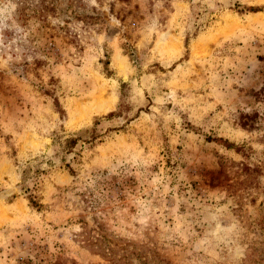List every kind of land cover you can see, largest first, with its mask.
I'll return each instance as SVG.
<instances>
[{
	"label": "rangeland",
	"instance_id": "374dc122",
	"mask_svg": "<svg viewBox=\"0 0 264 264\" xmlns=\"http://www.w3.org/2000/svg\"><path fill=\"white\" fill-rule=\"evenodd\" d=\"M0 264H264V0H0Z\"/></svg>",
	"mask_w": 264,
	"mask_h": 264
},
{
	"label": "trees",
	"instance_id": "16d2710c",
	"mask_svg": "<svg viewBox=\"0 0 264 264\" xmlns=\"http://www.w3.org/2000/svg\"><path fill=\"white\" fill-rule=\"evenodd\" d=\"M218 141H219L221 144H223L224 146H226L227 148H229V149H233V148H235V145L232 144L231 142H229L228 140H225V139H219ZM29 199H30V202H31V204H32L33 207L38 208V209H42L43 206H42L40 203H38V202L34 199L33 196H30Z\"/></svg>",
	"mask_w": 264,
	"mask_h": 264
},
{
	"label": "bare ground",
	"instance_id": "6f19581e",
	"mask_svg": "<svg viewBox=\"0 0 264 264\" xmlns=\"http://www.w3.org/2000/svg\"><path fill=\"white\" fill-rule=\"evenodd\" d=\"M164 46V45H163ZM101 99V100H100ZM98 100H99V103H98V108H102L103 107V104H104V101H103V98H102V95L98 97ZM80 114V117H79V121L83 120L84 119V116L82 113H79ZM78 121V122H79Z\"/></svg>",
	"mask_w": 264,
	"mask_h": 264
}]
</instances>
